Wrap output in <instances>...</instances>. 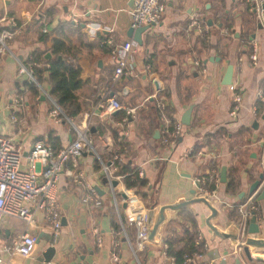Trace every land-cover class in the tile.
<instances>
[{
	"label": "crops",
	"instance_id": "crops-1",
	"mask_svg": "<svg viewBox=\"0 0 264 264\" xmlns=\"http://www.w3.org/2000/svg\"><path fill=\"white\" fill-rule=\"evenodd\" d=\"M130 1L0 0V27L9 24L11 17L19 25L8 42L9 51L0 54V135L24 149L23 170L29 169L27 155L36 141L59 150L74 141L79 131L89 129L94 147L70 159L61 174V234L55 237L42 211H34L33 225L5 216L0 222V245L29 231L38 237L36 249L30 257H15L17 264H170L164 240L174 231L185 237L192 225L184 211L190 210L207 245L206 253L196 256L194 264H236L238 257L247 264L243 249L213 236L206 225L210 211L202 203L174 212L161 226L159 244L149 241L138 247L137 229L127 223L126 200L137 196L149 209L158 187L160 204L190 199L197 189L195 180L214 173L216 179L204 184L206 190L215 192L211 199L219 215L214 223L226 228L243 221L239 207L253 195L250 186L264 173V26L259 27L261 23L244 0H167L162 22L143 33L144 43L133 53L129 74L114 82L115 63L95 44V38L104 33L118 44L132 39L128 36ZM73 15L80 17L79 23ZM192 17L206 22L207 29L191 28ZM89 23L103 29L91 32L86 27ZM80 24L83 30L79 32ZM43 32H51L45 42ZM52 38L64 39L77 51L85 80L82 91L98 94L97 102L82 96L81 101L90 102L89 109L78 111L75 105L69 108L71 112L62 109L65 117L61 123L50 116L57 103L47 75L39 81L34 74L32 79L20 72L21 64L29 68L33 51L52 46ZM254 42L260 48L256 64L250 59ZM229 64L234 65L233 81L243 96L235 117L230 114L232 92L223 84ZM161 96L166 98L165 114L171 122H182L185 112L194 106L191 123L184 124L174 146L162 143L165 121L157 106ZM111 99L122 108L104 112L100 105ZM124 112L129 118L125 125L121 124L125 116L119 119ZM191 148L202 155L186 156ZM116 156L123 160L117 163L115 176L120 179L115 178L119 183L114 187L110 179L105 180L103 166L113 168ZM122 164L125 173L118 174ZM224 166L227 181L221 182ZM134 172L140 177L143 174L147 187L127 185L126 178ZM230 180L237 184L231 192L227 190ZM261 184L254 194L260 205L257 221L264 229V179ZM87 185L98 193L101 206L83 201ZM250 250L253 256L264 258V248L250 246Z\"/></svg>",
	"mask_w": 264,
	"mask_h": 264
},
{
	"label": "built area",
	"instance_id": "built-area-1",
	"mask_svg": "<svg viewBox=\"0 0 264 264\" xmlns=\"http://www.w3.org/2000/svg\"><path fill=\"white\" fill-rule=\"evenodd\" d=\"M77 3L81 0H75ZM250 12L254 13L259 22L264 26V0H244ZM167 8V0H135L134 8L131 11L132 26L134 28L142 26H156L162 22L163 15ZM80 17L73 15L74 22L79 23ZM9 24L16 27L17 20L13 17L9 19ZM91 32H99L103 28L100 25L86 26ZM190 27L199 30L200 32L207 29L206 22L198 17H192ZM45 31H47L45 29ZM14 36V31L3 30L0 32V54L9 51V40ZM108 47L112 48L111 59L115 63L113 74L114 82L129 74L132 65V56L136 51L138 43L133 39L124 41L123 43H115L113 39H108L104 42ZM259 44L254 42L252 45V53L250 54L251 61L256 64L259 59ZM199 66H203L197 62ZM204 68V72H205ZM21 73H28L33 79L34 72L29 70L25 65L21 64ZM232 92V105L230 114L232 117L237 116L242 105V92L237 82L232 81L228 85ZM262 94L259 93V98ZM104 112L111 113L114 110L122 108V105L116 100L111 99L107 104H101ZM161 112V116L165 121L162 131V143L168 146H174L181 138L184 131V124L181 121L171 122L166 117L167 101L165 96H161L157 103ZM129 113V111H128ZM50 116L55 122L61 123L64 120L65 114L59 105L50 111ZM17 121V118L14 117ZM129 122L128 116H125L121 124ZM89 129L79 131L76 139L70 142L67 146L55 150L49 143L45 141H36L27 155L29 160V169H22V162L25 158V152L22 146L16 145L10 138L0 135V222L5 216H13L24 220L27 224L33 225L34 211H42L46 213L48 224L51 226L55 237L61 234L62 217L60 203L58 199V184L65 169L66 163L70 159L79 158L83 152L93 151V143L88 133ZM202 155V152L189 149L186 156ZM123 158L115 157V162L111 166L104 164L103 170L106 176L112 180L120 179V176H115L117 171V163H121ZM76 166V165H75ZM70 175H73L69 172ZM141 177L143 176L140 173ZM210 179H216L214 173L208 177L197 178L196 184H200L199 191L213 197L214 191H208L204 187ZM76 181L82 182L77 177ZM260 184L259 187H261ZM88 192L83 201L85 203L101 206L102 201L98 193L87 185ZM127 223L129 226L137 229V245L143 248L148 243V224H149V209L137 197H128L127 200ZM260 205L255 202V194H253L245 203L239 207L242 223L249 221L252 217L258 216ZM98 233V230H95ZM202 234L198 233L195 242L202 241ZM38 237L29 231H24L19 234L11 243L0 245V264H17L15 257H30L37 246ZM101 242V240H99ZM207 247V245H205ZM167 249V245H164ZM240 248V247H239ZM237 250V249H236ZM201 256V255H199ZM196 254L194 257H187L184 264L195 263ZM173 262V258H171ZM114 261L118 262V255H114Z\"/></svg>",
	"mask_w": 264,
	"mask_h": 264
},
{
	"label": "trees",
	"instance_id": "trees-1",
	"mask_svg": "<svg viewBox=\"0 0 264 264\" xmlns=\"http://www.w3.org/2000/svg\"><path fill=\"white\" fill-rule=\"evenodd\" d=\"M71 26H74L70 24ZM19 25L16 27L11 24H7L0 27V32L3 30H17ZM82 24L78 25L77 31H82ZM43 41L50 39V33H42ZM110 39L106 34L102 33L95 38V44L102 50L105 51L111 58L112 48L108 47L104 42ZM47 52H51L53 58L47 60L45 55ZM61 57V58H60ZM79 56L77 51L68 47L64 39L52 38V46L44 50L37 49L31 53L29 61L27 62L28 69H33L34 76L38 77L41 81L45 78V74L51 80L52 83V97L56 100L57 105L62 109L68 110L73 105L76 106L78 111L89 109V101H81L82 96L98 101L97 93H85L82 91L85 85V80L82 78L83 67L79 63ZM48 65V68H46ZM47 69V70H45ZM263 102L258 101L257 105L260 108ZM125 112L119 116L122 119L125 116ZM118 135V134H117ZM123 165H120L118 174L125 173ZM127 185L130 187H147L148 181L144 177H140L138 172H134L126 178ZM237 184L235 180H230L227 184V190L229 192L236 190ZM184 214L188 217L192 227L185 230V237L180 236L175 231L170 234L164 240L167 245L166 255L174 259L175 264H184L187 257H194L206 253L205 243L195 242L196 236L199 233L198 221L195 213L190 210L184 211Z\"/></svg>",
	"mask_w": 264,
	"mask_h": 264
},
{
	"label": "water",
	"instance_id": "water-1",
	"mask_svg": "<svg viewBox=\"0 0 264 264\" xmlns=\"http://www.w3.org/2000/svg\"><path fill=\"white\" fill-rule=\"evenodd\" d=\"M135 0L130 1V6L134 8ZM211 22V20H208ZM151 26H142L138 28H134L131 26L128 30V36L136 41L139 45H143V33L150 29ZM259 27H262V24H259ZM47 59H52V54L48 52L46 54ZM61 58V57H60ZM234 77V65L229 64L224 75L223 84L230 85L233 81ZM22 79L20 76L18 78ZM33 82V81H32ZM155 86L157 89L161 88V84L156 80ZM194 106H190L189 109L185 112L182 118V122L185 125H190L191 123V115ZM106 176L105 180H109ZM264 179V173L260 174L259 179L255 180L249 189L250 194H254V192L260 186L262 180ZM221 182L227 181V167L224 166L222 168ZM110 181V180H109ZM111 184L115 187L118 185L119 181L113 179L110 181ZM201 185L197 184L196 188L200 189ZM197 189L192 190L193 198H180L177 201L169 204H160L159 199V190L160 188H156L154 202L149 206V224H148V242H153L156 244L160 243V229L161 226L166 223L172 214L176 211L185 208H191L193 204L202 203L210 211V214L206 218V225L212 231L214 237H218L222 240H229L231 243L238 245L244 251V255L247 260V264H264L263 256H253L250 250V246H254L257 248H264V237H261L264 233V229L257 221V217H252L249 221L242 223L233 222L232 224H228L226 228H221L214 223V220L219 215V209L214 205V201L208 197L207 195L202 194L201 192H197ZM97 191H100L97 189ZM264 194V191H263ZM218 254V250L216 251ZM172 264L171 261H169ZM236 264H244L242 260L238 257L236 258Z\"/></svg>",
	"mask_w": 264,
	"mask_h": 264
}]
</instances>
